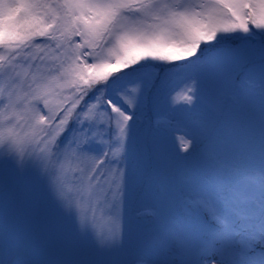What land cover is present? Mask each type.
<instances>
[{
	"label": "snow or ice",
	"instance_id": "1",
	"mask_svg": "<svg viewBox=\"0 0 264 264\" xmlns=\"http://www.w3.org/2000/svg\"><path fill=\"white\" fill-rule=\"evenodd\" d=\"M0 264H264V0H0Z\"/></svg>",
	"mask_w": 264,
	"mask_h": 264
}]
</instances>
